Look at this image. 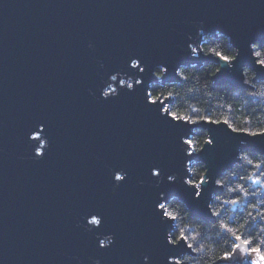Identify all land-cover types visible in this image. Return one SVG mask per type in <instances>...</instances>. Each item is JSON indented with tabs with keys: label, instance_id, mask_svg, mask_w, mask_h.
Wrapping results in <instances>:
<instances>
[{
	"label": "water",
	"instance_id": "1",
	"mask_svg": "<svg viewBox=\"0 0 264 264\" xmlns=\"http://www.w3.org/2000/svg\"><path fill=\"white\" fill-rule=\"evenodd\" d=\"M217 32L239 49L231 68L188 49L190 36L203 44ZM252 42L264 45V0H0V264H144V255L168 264L189 254L183 241L167 244L172 222L156 204L175 196L192 218L213 222L208 205L223 191L215 179L239 152L264 154V136L174 124L160 115L164 105H147L146 91L158 83L152 69L166 65L165 81L179 82V65L221 64L214 83L245 89L241 66L264 80ZM133 58L143 74L129 67ZM117 72L139 76L142 86L102 99ZM193 127L211 129L215 146L187 156L180 137L190 139ZM197 163L209 170L199 198L183 183L186 165ZM153 168L164 178L159 188ZM121 170L127 179L116 185L113 172ZM94 214L103 223L89 231ZM108 233L115 243L101 250L97 235ZM243 248L220 263H248Z\"/></svg>",
	"mask_w": 264,
	"mask_h": 264
},
{
	"label": "clouds",
	"instance_id": "2",
	"mask_svg": "<svg viewBox=\"0 0 264 264\" xmlns=\"http://www.w3.org/2000/svg\"><path fill=\"white\" fill-rule=\"evenodd\" d=\"M203 22L197 27V36L203 32ZM204 43L199 44L197 37H189L191 41L188 49L193 57L201 53L202 47H211L214 57L229 68L239 58V49L232 46L231 37L217 32L215 37H204ZM196 46H193V45ZM89 47H92L89 44ZM218 51H215L217 50ZM252 59L255 64L264 67V45L252 42L249 44ZM141 61L133 58L129 67L145 72ZM101 67L103 65L101 64ZM222 65H205L198 70L195 64L179 65L175 74L179 82L165 81L168 73L166 65H156L152 69V77L158 83L151 85L146 91L147 105H164L160 115L166 116L174 124L188 126L211 125L226 126L232 134L250 137L264 136V131L237 132L236 128L262 129L264 128V81H258L252 68L241 66L243 85L245 90L228 88H215L213 77L221 71ZM219 69V71H216ZM215 72V75H213ZM118 86H114L117 85ZM100 92L104 100L115 98L120 89L133 92L136 87L142 86L143 80L137 77L113 73ZM171 101L170 103H165ZM224 119V123H213V120ZM35 139V137H31ZM195 142V144H194ZM180 143L187 146L186 155L192 156L205 151L206 147H214L212 130L206 127H193L191 138L180 137ZM202 145V146H201ZM42 147H49L47 137L42 140ZM36 158H42L39 149L35 151ZM238 162L231 168L225 169L215 179V186L223 191L212 196L208 205L211 215L216 218L214 223H204L191 217L187 207L173 196L167 202L156 204V211L161 212L162 221L172 222L171 230L166 234V242L175 248L181 241L190 250L180 258L169 257L168 264H219V261L231 259L241 245L247 250L240 253L248 264H264V154H253L249 151L238 153ZM188 176L183 183L196 190V198L202 192V185L209 183L208 167L206 164L186 165ZM151 175L156 181L154 187L159 188L163 177L158 168H153ZM127 179V173L113 172V182L116 185ZM175 174L169 175L167 181L174 183ZM143 184V181L140 182ZM158 198L164 201V193H159ZM176 214L174 215L173 211ZM259 220L255 229L251 224ZM103 217L91 215L86 218V227L89 231L99 229ZM243 237V239H242ZM98 247L103 250L115 243V236L111 233L97 235ZM239 241V243H234ZM219 257V259H218ZM144 264H150V258L143 256ZM91 264H102L97 258Z\"/></svg>",
	"mask_w": 264,
	"mask_h": 264
},
{
	"label": "trees",
	"instance_id": "3",
	"mask_svg": "<svg viewBox=\"0 0 264 264\" xmlns=\"http://www.w3.org/2000/svg\"><path fill=\"white\" fill-rule=\"evenodd\" d=\"M205 42V41H204ZM202 51L205 53V54H211V55H214V50H213V48H211V47H202ZM215 51H218V49L217 50H215ZM205 65H215V64H213V63H204L201 67H199L198 68V70L200 69V68H202L203 66H205ZM216 71H218V69L216 70ZM215 74V72H213V75ZM259 81H264V80H259ZM213 85H214V89L215 88H221V87H223V88H228V89H233V88H231V87H229V86H226V85H217V84H215L214 83V81H213ZM238 90H241V91H243V90H245V89H238ZM214 122H225L224 121V119H221V120H213ZM235 130H237V131H249V132H251V131H253V130H255V131H264V128H262V129H250V128H236ZM191 138V137H190ZM194 144H195V142H194ZM202 146V145H201ZM253 154H257V153H253ZM197 164H201V163H197ZM191 177H189V179H190ZM170 211H173V213H174V215L176 214V212H175V210H173V209H169ZM193 219H195V218H193ZM195 220H197V221H201V222H204V223H214L215 222V220H216V218L214 217V221L213 222H205V221H202V220H199V219H195ZM260 223V221L259 220H255L252 224H251V228L252 229H255L256 227H257V225ZM242 239H243V237H242ZM234 243H239V241H234ZM241 246H243V245H241ZM243 253H245L247 250L245 249V248H243ZM238 252H240V251H238ZM218 259H219V257H218ZM231 259H225V260H221V261H230ZM221 261H219V264H227V263H220Z\"/></svg>",
	"mask_w": 264,
	"mask_h": 264
},
{
	"label": "rangeland",
	"instance_id": "4",
	"mask_svg": "<svg viewBox=\"0 0 264 264\" xmlns=\"http://www.w3.org/2000/svg\"><path fill=\"white\" fill-rule=\"evenodd\" d=\"M244 264H248V263H244Z\"/></svg>",
	"mask_w": 264,
	"mask_h": 264
}]
</instances>
